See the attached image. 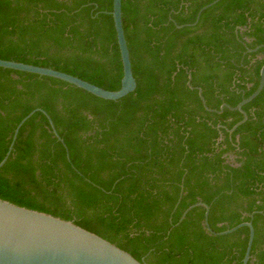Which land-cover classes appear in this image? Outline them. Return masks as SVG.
<instances>
[{
	"label": "trees",
	"instance_id": "obj_1",
	"mask_svg": "<svg viewBox=\"0 0 264 264\" xmlns=\"http://www.w3.org/2000/svg\"><path fill=\"white\" fill-rule=\"evenodd\" d=\"M214 1L121 0L136 89L117 101L0 68V162L38 110L0 168V199L72 221L146 264H241L247 227L215 236L202 206L180 221L204 203L214 233L252 224L247 264H264V87L234 130L240 111L215 112L258 87L264 0H219L186 26ZM111 11L112 0H0V59L117 91Z\"/></svg>",
	"mask_w": 264,
	"mask_h": 264
},
{
	"label": "water",
	"instance_id": "obj_2",
	"mask_svg": "<svg viewBox=\"0 0 264 264\" xmlns=\"http://www.w3.org/2000/svg\"><path fill=\"white\" fill-rule=\"evenodd\" d=\"M218 1L219 0H215L209 5L201 8L197 13L195 22L191 25L186 26H194L198 22L201 13L205 9L216 4ZM111 15L122 65V78L120 82V88L117 91L104 90L77 77L51 68L38 67L1 59L0 68L50 77L73 85L97 98L108 101H117L135 91L136 81L132 74L129 50L122 26L121 0H112ZM177 27L181 28L183 26ZM258 48L250 52L256 51ZM259 77V84L256 90L249 97L243 99L235 108H231L228 105L223 104L220 107L219 111H215L216 113H221L224 108H227L233 111L238 110L242 113L243 119L239 123H237L232 130L243 123L247 118L246 114L242 111V107L252 101L264 87V65L260 69ZM190 79L191 77L190 75H188V80ZM188 85H190V81H188ZM196 89L204 108L207 111H212L206 107L204 98L202 97V91L198 88ZM36 111L38 110H34L29 113L17 125L8 152L0 162V168L8 159L19 128ZM47 118L49 119L48 116ZM49 123L54 136L59 142L63 143L50 119ZM196 206H202L205 209L204 225L206 227V230L215 236H224L231 234L241 227H247L249 229V237L244 257L241 263L247 264L254 238V229L252 224L250 222H244L224 232L214 233L209 228L207 222L209 206L204 203H197L190 206L183 213L180 221L185 217L189 210ZM0 264L146 263L143 260L137 261L127 252L119 249L105 239L82 229L72 221H66L46 213L19 207L0 199Z\"/></svg>",
	"mask_w": 264,
	"mask_h": 264
}]
</instances>
